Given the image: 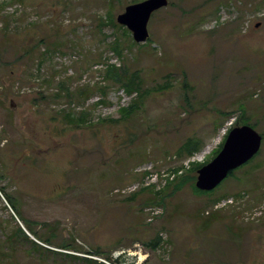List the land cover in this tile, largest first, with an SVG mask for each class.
<instances>
[{
  "label": "rangeland",
  "instance_id": "obj_1",
  "mask_svg": "<svg viewBox=\"0 0 264 264\" xmlns=\"http://www.w3.org/2000/svg\"><path fill=\"white\" fill-rule=\"evenodd\" d=\"M134 1L0 0V264H264V142L211 194L175 188L235 123L264 134V0H168L139 46L106 24ZM107 63L149 92L128 120L138 95L103 79Z\"/></svg>",
  "mask_w": 264,
  "mask_h": 264
},
{
  "label": "water",
  "instance_id": "obj_2",
  "mask_svg": "<svg viewBox=\"0 0 264 264\" xmlns=\"http://www.w3.org/2000/svg\"><path fill=\"white\" fill-rule=\"evenodd\" d=\"M168 5V0H144L127 6L116 20L132 33L135 43L145 44L150 38L148 25L152 16ZM262 141V135L250 125L232 128L220 153L197 171V189L205 192L215 190L233 171L260 152Z\"/></svg>",
  "mask_w": 264,
  "mask_h": 264
},
{
  "label": "trees",
  "instance_id": "obj_3",
  "mask_svg": "<svg viewBox=\"0 0 264 264\" xmlns=\"http://www.w3.org/2000/svg\"><path fill=\"white\" fill-rule=\"evenodd\" d=\"M137 1H139V0H135L134 2H137ZM106 24H110V25H113L115 28H118L120 30H124V32L127 33V35H130L131 34L130 31L127 28H125V27L117 24L115 22V20H109V21L106 22ZM149 41H150V38L148 39V41L146 43H148ZM40 43L42 45L44 44L43 41H41ZM59 44L60 43L55 44L54 47L58 46ZM113 44H114L112 46L113 52H115L119 57H122L123 56L124 48L122 47L120 41H115ZM132 44L134 46H139L140 45V44H137V43H135L133 41H132ZM44 45H45V49H44V52L42 53L44 56L45 55H48V54H51L54 51V49L53 50L49 49V48H51V45H47V44H44ZM141 46H143V45H141ZM34 47H36V45ZM23 57H24V55H21L20 56V59H22ZM103 79L106 82H108L109 84H111L113 86L119 87L124 92V94L126 96L132 97L135 94L138 95V98L137 99H133L132 100V103L128 107H121L120 108L121 119H119V120H128L129 118H131L133 116V114L141 108L139 101L142 100L146 96V94L149 93L147 89L143 88V80H142L143 78L141 77V72L138 71V70L130 71L126 65L117 66V65H114V64L107 63L106 64V67L104 69V72H103ZM61 86L67 87V93L70 96V98H72L74 96V95H72L73 93L70 91L69 87L66 84H62ZM98 90L103 95H106V91L105 90H103V89H98ZM77 92H79L78 94L80 96H86V95L92 94L93 90H91L89 88H85V89H82V90H78ZM88 114H89L88 112L87 113H83L84 116H87ZM245 117H246V113H245V110H243L241 112V120L245 119ZM67 118H68L69 122L72 123V124H74V123H76L78 121L77 119L74 118L73 115H67ZM119 120H117V121H119ZM84 121H86V119L83 120L81 123H83ZM239 123H240V121L237 122V123H235V125H233L227 131L223 143L220 145L219 149L213 153V157L210 160H207L205 163H194V164H192V168L190 169L189 172H195V173H197L198 169H200L204 165L208 164L212 159H214L220 153V151L222 150L223 145L225 143V140H226V138H227L230 130L232 128H234L236 125H238ZM249 123L250 122L246 119L243 122V125H250ZM251 127H253V126H251ZM261 135L263 137V141H262V143H263L264 142V134H261ZM201 147H202V144L200 143V141H198L196 139H193V138L192 139H187L184 142V144L181 146L180 153H184V154L186 153L188 156H193L195 153H197L201 149ZM260 153H261V150H260V152L251 161H249L248 163H246L243 166H247L250 163H252L260 155ZM237 170L233 171L228 176V178L231 177ZM196 178H197V175L196 174L193 175V176H190V177H188V175H185L184 177L180 178L179 182H177L175 184L176 190L179 189L184 183L191 182L192 183V186H193V189H194L195 193H197V194H200V195H208V194H211L214 191L213 190L211 192H205V191H200L199 189H197V187H196ZM225 181H223V182H225ZM172 184H170V185H172ZM222 184L223 183H221L220 185H222ZM220 185L218 187H220ZM218 187L216 189H218ZM148 191L151 192V190H148ZM1 192H5V188H1ZM160 193H163V192H160ZM157 194H159V193H157ZM136 197H137V195L135 194L132 197L126 199V200H130L131 201V200H134ZM5 198H6L7 202L11 205V207L14 210H16L17 209V205L15 204V202L13 200V197H11L10 195L6 194L5 195ZM221 199L222 198H220V200ZM212 218H214V217H212V216L210 217L209 216L205 220L206 224L208 223V225H209ZM23 222L26 225L27 230L31 234L36 235V232L34 230V224H35V222H32L31 223V222H29L27 220H24V219H23ZM43 240L45 242H47V243H51L49 236L47 238H43ZM160 241H161V238L159 236H157L154 239V241H151L152 248L153 249H156L157 247H159ZM71 248H72V246L69 244V245H64L60 249H67L68 250V249H71ZM95 254H100V253L97 251V252H95ZM71 258L76 259V260H82L80 257H76V256L74 257V255ZM85 261L88 262V263L93 262V261H90V260H85ZM115 262L117 263L118 261H115Z\"/></svg>",
  "mask_w": 264,
  "mask_h": 264
},
{
  "label": "crops",
  "instance_id": "obj_4",
  "mask_svg": "<svg viewBox=\"0 0 264 264\" xmlns=\"http://www.w3.org/2000/svg\"><path fill=\"white\" fill-rule=\"evenodd\" d=\"M260 229H261V228H259V230H260ZM245 230H249V229H245ZM243 234H246V232H243ZM135 253H139V251L137 250V251H135ZM146 256H148V255L146 254ZM223 257H224V256H223ZM234 258L236 259V257H234ZM200 259H202V256H201V255H199V257L197 258V262H199ZM143 260L146 261L147 259L144 258ZM138 261H139V258H138ZM237 261L240 262L241 259H240L239 257H237ZM207 262L218 264V263L226 262V260H224V259H223L222 257H220V256H217V257H215L214 260H212V259L210 258V260L207 261ZM137 264H141V263H137Z\"/></svg>",
  "mask_w": 264,
  "mask_h": 264
},
{
  "label": "built area",
  "instance_id": "obj_5",
  "mask_svg": "<svg viewBox=\"0 0 264 264\" xmlns=\"http://www.w3.org/2000/svg\"><path fill=\"white\" fill-rule=\"evenodd\" d=\"M150 210L151 209H148V211H150ZM263 212H264V205H263V207H261V209H259V211L255 212L254 215L255 216L261 215V217L259 219H264V213ZM152 214H159V211L152 212Z\"/></svg>",
  "mask_w": 264,
  "mask_h": 264
}]
</instances>
